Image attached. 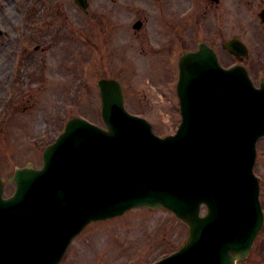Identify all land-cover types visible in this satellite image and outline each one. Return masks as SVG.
I'll use <instances>...</instances> for the list:
<instances>
[{
	"label": "rangeland",
	"instance_id": "374dc122",
	"mask_svg": "<svg viewBox=\"0 0 264 264\" xmlns=\"http://www.w3.org/2000/svg\"><path fill=\"white\" fill-rule=\"evenodd\" d=\"M89 1L83 10L74 0H0V175L6 180L16 167L40 168L44 148L70 117L104 125L100 78L118 79L129 111L145 116L162 137L174 133L181 120L178 72L165 84L169 67L175 69L178 56L196 49L199 40L232 65L235 59L224 43L242 38L250 48L245 61L255 81L264 78V25L258 16L264 0H200L186 23L181 13L190 10L182 11L187 0ZM163 10L172 31H179V39L168 43L176 53H166L171 26L157 22ZM138 20L143 26L135 29ZM255 171L264 209V139ZM14 187L7 181L5 195ZM188 230L168 210L132 209L88 225L60 264H151L179 249ZM238 264H264V225L251 255Z\"/></svg>",
	"mask_w": 264,
	"mask_h": 264
},
{
	"label": "water",
	"instance_id": "95a60500",
	"mask_svg": "<svg viewBox=\"0 0 264 264\" xmlns=\"http://www.w3.org/2000/svg\"><path fill=\"white\" fill-rule=\"evenodd\" d=\"M76 1L87 7V0ZM225 47L247 53L239 39ZM180 66L187 120L181 135H155L145 118L127 111L120 83L101 79L108 130L73 117L45 150L41 170H16L13 197H3L0 177V264H56L66 240L87 222L142 204L165 206L190 225L186 245L156 264H235L247 255L263 224L252 168L256 140L264 134V87L254 88L241 66L221 68L204 43ZM193 78L208 93L190 97ZM212 106L242 133L231 138V126L225 132L219 120L210 121ZM199 108L203 122L193 115ZM67 182L80 187L79 196L72 199ZM87 190L90 198L81 203ZM202 203L210 208L206 217L199 216Z\"/></svg>",
	"mask_w": 264,
	"mask_h": 264
},
{
	"label": "flooded vegetation",
	"instance_id": "af4514ba",
	"mask_svg": "<svg viewBox=\"0 0 264 264\" xmlns=\"http://www.w3.org/2000/svg\"><path fill=\"white\" fill-rule=\"evenodd\" d=\"M165 14H168V13H164V14H162V16L158 19V20H160V24L162 25H166L167 23H169L168 21H166V19L164 18L165 16H163V15H165ZM157 20V21H158ZM169 25L171 26V24L169 23ZM142 26H143V24H142Z\"/></svg>",
	"mask_w": 264,
	"mask_h": 264
}]
</instances>
